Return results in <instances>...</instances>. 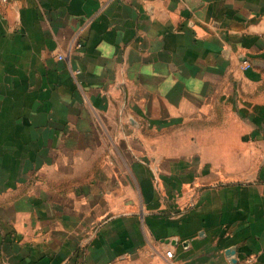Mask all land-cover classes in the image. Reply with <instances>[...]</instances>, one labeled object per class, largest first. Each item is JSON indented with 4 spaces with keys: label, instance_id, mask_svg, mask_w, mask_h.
<instances>
[{
    "label": "crops",
    "instance_id": "1",
    "mask_svg": "<svg viewBox=\"0 0 264 264\" xmlns=\"http://www.w3.org/2000/svg\"><path fill=\"white\" fill-rule=\"evenodd\" d=\"M63 260L264 264V0L0 4V264Z\"/></svg>",
    "mask_w": 264,
    "mask_h": 264
},
{
    "label": "built area",
    "instance_id": "2",
    "mask_svg": "<svg viewBox=\"0 0 264 264\" xmlns=\"http://www.w3.org/2000/svg\"><path fill=\"white\" fill-rule=\"evenodd\" d=\"M9 2H10V0H0V4H2V5L8 4ZM58 58L61 61L65 59V57L62 55L58 56ZM250 69H251V65L248 62H245L244 65L242 66V70L248 71ZM167 256L172 257V252H167Z\"/></svg>",
    "mask_w": 264,
    "mask_h": 264
},
{
    "label": "rangeland",
    "instance_id": "3",
    "mask_svg": "<svg viewBox=\"0 0 264 264\" xmlns=\"http://www.w3.org/2000/svg\"><path fill=\"white\" fill-rule=\"evenodd\" d=\"M262 150H260L259 149V155L257 156V157H261V154H260V152H261ZM245 167V166H244ZM243 167V168H244ZM252 167H255V166H247V170H248V168L250 169V168H252ZM260 167V166H259ZM245 170V169H244ZM246 179H248V177L250 178V175H253V172H249V170L246 172ZM252 177V176H251ZM64 262V260L61 262V263H63ZM52 263L54 264V262L52 261ZM74 263H76L74 260H68V261H65L64 262V264H74Z\"/></svg>",
    "mask_w": 264,
    "mask_h": 264
}]
</instances>
